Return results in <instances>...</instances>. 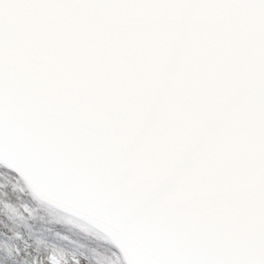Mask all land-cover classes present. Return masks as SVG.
Masks as SVG:
<instances>
[{"label": "snow or ice", "instance_id": "1", "mask_svg": "<svg viewBox=\"0 0 264 264\" xmlns=\"http://www.w3.org/2000/svg\"><path fill=\"white\" fill-rule=\"evenodd\" d=\"M0 264H264V0H0Z\"/></svg>", "mask_w": 264, "mask_h": 264}]
</instances>
